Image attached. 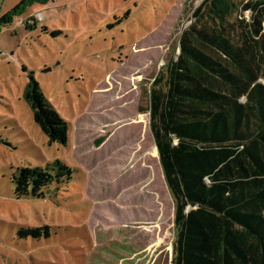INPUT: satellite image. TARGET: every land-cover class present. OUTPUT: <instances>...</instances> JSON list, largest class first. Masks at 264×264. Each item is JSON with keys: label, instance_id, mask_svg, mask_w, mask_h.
Masks as SVG:
<instances>
[{"label": "rangeland", "instance_id": "374dc122", "mask_svg": "<svg viewBox=\"0 0 264 264\" xmlns=\"http://www.w3.org/2000/svg\"><path fill=\"white\" fill-rule=\"evenodd\" d=\"M22 1L0 0V17ZM186 1L35 0L0 24V264L172 263L174 203L138 108L179 54L201 0ZM29 76L67 122L65 146L33 122ZM56 161L69 182L13 198L18 167ZM43 226L48 239L15 236Z\"/></svg>", "mask_w": 264, "mask_h": 264}, {"label": "trees", "instance_id": "16d2710c", "mask_svg": "<svg viewBox=\"0 0 264 264\" xmlns=\"http://www.w3.org/2000/svg\"><path fill=\"white\" fill-rule=\"evenodd\" d=\"M191 19L178 56L151 80L148 105L138 108L148 114L174 203L171 264H264V0H201ZM28 79L33 122L50 143L65 146L67 122ZM71 174L62 161L18 167L13 198L44 200ZM49 235L48 226L15 234L19 241Z\"/></svg>", "mask_w": 264, "mask_h": 264}]
</instances>
